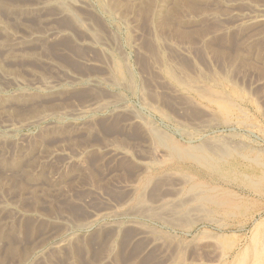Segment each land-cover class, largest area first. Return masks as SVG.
Listing matches in <instances>:
<instances>
[{
  "label": "rangeland",
  "instance_id": "obj_1",
  "mask_svg": "<svg viewBox=\"0 0 264 264\" xmlns=\"http://www.w3.org/2000/svg\"><path fill=\"white\" fill-rule=\"evenodd\" d=\"M40 1L0 0L21 40L5 49L0 29V72L20 81L0 74V264H263L264 0H81L80 26ZM150 129L179 149L229 143L228 163L244 156L229 189H258L254 214L189 199L224 182Z\"/></svg>",
  "mask_w": 264,
  "mask_h": 264
},
{
  "label": "bare ground",
  "instance_id": "obj_2",
  "mask_svg": "<svg viewBox=\"0 0 264 264\" xmlns=\"http://www.w3.org/2000/svg\"><path fill=\"white\" fill-rule=\"evenodd\" d=\"M44 2H52V3H54V4H56V6L58 7V9L60 10V12L62 13V15L64 14V15H67L68 16V18H70L71 20H73V22H74V24H76V25H79L81 22V20H80V18H79V16L77 15V13L75 12V10H76V8L77 7H82L83 5H82V3H81V0H80V2H78V1H74V0H44ZM43 1L41 2L40 1V4H42V3H44ZM116 2V1H115ZM120 2V1H119ZM7 3V2H6ZM5 3V4H6ZM33 3H35V2H33ZM111 3V2H110ZM5 4H4V6H5ZM103 4H105V2L103 3ZM7 5V4H6ZM39 5V4H38ZM43 5V4H42ZM3 6V7H4ZM12 6V5H11ZM37 6V5H36ZM103 5H101V7H102ZM31 7V6H30ZM35 7V6H34ZM38 7V6H37ZM40 7V6H39ZM55 7V6H54ZM84 7H86V6H84ZM106 7H107V5H106ZM139 7V6H138ZM141 7V6H140ZM25 8H27V7H25ZM103 8V7H102ZM9 8H7V10H8ZM11 9V8H10ZM12 9H13V7H12ZM18 9V8H17ZM24 9V8H23ZM27 9H29V7L27 8ZM141 9V8H140ZM35 10V9H34ZM34 10H32V11H34ZM39 10V9H38ZM92 10V9H91ZM108 10V9H107ZM110 10V9H109ZM26 11V10H25ZM31 11V10H30ZM20 12V11H19ZM50 13V12H49ZM56 13V12H55ZM52 15H54V14H52ZM56 15H58V14H56ZM129 15V14H128ZM99 16V15H98ZM62 17V16H61ZM63 18V17H62ZM65 18V17H64ZM17 19V18H16ZM47 19V18H46ZM40 21V20H39ZM149 21V20H148ZM153 22V21H152ZM164 22V21H163ZM59 24V23H58ZM9 25V24H8ZM49 25V24H48ZM156 25V24H155ZM44 26V25H43ZM51 26H53L52 25V23H51ZM80 26V25H79ZM6 27V25H4L3 26V24L1 25V23H0V29L1 28H4V29H6L5 28ZM54 27H56V25L55 26H53V29H54ZM51 28V27H50ZM73 28V27H72ZM52 29V28H51ZM89 29V28H88ZM57 30V29H56ZM63 30V29H62ZM61 30V31H62ZM77 30V29H76ZM85 30V29H84ZM91 30H93V29H91ZM178 30V29H177ZM6 31H7V33H8V35H9V37L11 38V42H9L8 41V43H6V44H4V45H2L5 49H12V50H19L20 49V41L21 40H19L20 39V37L18 36V35H16L15 33H13L12 31H10V30H8V29H6ZM49 31V30H48ZM83 31V30H82ZM5 32V31H4ZM32 32V31H31ZM54 31H52L51 33H53ZM87 32V31H86ZM34 33H35V31H34ZM34 33H30L31 34V36H29L28 38H32V37H35V35H37V34H34ZM40 33V32H39ZM45 33V32H44ZM56 33V32H55ZM59 33V32H58ZM58 33H56V34H58ZM5 34H6V32H5ZM29 34V33H28ZM60 34H61V32H60ZM63 34V33H62ZM117 34V33H116ZM39 35V34H38ZM46 36V35H45ZM52 36V35H51ZM42 37V36H41ZM47 37V36H46ZM87 37V36H86ZM40 39V38H39ZM50 39V38H49ZM85 39H87V38H85ZM99 39V38H98ZM32 40V39H31ZM73 40V39H72ZM97 39H96V37L95 36H93L92 34H90V40H89V42H90V44L92 43V45H95V44H93V43H96V42H98V40L96 41ZM3 42V41H2ZM39 42V41H38ZM5 43V42H4ZM82 43V42H81ZM100 43V42H99ZM98 43V44H99ZM0 44H1V42H0ZM23 44V43H22ZM75 44V43H74ZM136 44V43H135ZM86 45V44H85ZM91 45V46H92ZM46 46V45H45ZM87 46H89L88 44H87ZM146 46V45H145ZM90 47V46H89ZM95 47V46H94ZM77 48V47H76ZM23 49V48H22ZM80 49V48H79ZM81 50V49H80ZM77 51H78V48H77ZM153 51V50H152ZM5 52V51H4ZM6 53V52H5ZM9 53V52H8ZM13 55V54H12ZM107 55V54H106ZM11 56V55H10ZM12 57V56H11ZM70 57V56H69ZM13 58V57H12ZM15 58V57H14ZM113 58V57H112ZM111 58V59H112ZM110 59V60H111ZM180 59V58H179ZM85 60V59H84ZM3 61V60H2ZM45 61V60H44ZM119 61V60H118ZM140 61V60H139ZM142 61V60H141ZM86 62H88V61H86ZM85 62V63H86ZM3 63V62H2ZM89 63V62H88ZM93 63V62H92ZM117 63V62H116ZM153 63V62H152ZM45 64V63H44ZM85 65V64H84ZM155 66V65H154ZM120 67V66H119ZM115 69H116V67H115ZM122 69V68H121ZM128 69V68H127ZM143 69V68H142ZM170 69V68H169ZM182 70V69H181ZM2 71V70H1ZM7 71V70H6ZM165 71V70H164ZM109 72V71H108ZM117 72V71H116ZM120 72V71H119ZM174 72V71H173ZM63 73V72H62ZM67 73V72H66ZM0 74L2 75V77H3V79H5L6 81H9V80H11L12 82H18L19 84H20V81L17 79V78H15V77H13L12 75H8V74H3V73H1L0 72ZM13 74V73H12ZM52 74V73H51ZM148 74V73H147ZM167 74H168V72H167ZM173 74V73H172ZM172 74H169V75H172ZM177 74V73H176ZM39 75V74H38ZM104 75V74H103ZM190 75V74H189ZM18 76V75H17ZM183 76H185V75H183ZM182 76V77H183ZM172 77H174V76H172ZM182 77H180V78H182ZM66 78H69V79H73V81H74V78L72 77V76H70V75H68V76H66ZM118 78V77H117ZM130 78V77H129ZM188 78V75H187V77H185L184 79H187ZM22 79V78H21ZM172 79V78H171ZM188 79H190V78H188ZM62 79H60V80H54V81H52V80H45V79H41V81H36L37 82V88L39 89V90H41V91H52V90H54V89H56L58 86L57 85H59V84H57L59 81H61ZM172 80H174V79H172ZM26 81V80H25ZM177 81V80H176ZM189 81V80H188ZM188 81L187 82H185V84L183 85V88L184 87H188V86H190V84L188 83ZM2 82V81H1ZM178 82V81H177ZM115 83V82H114ZM27 84V83H26ZM63 84V83H62ZM61 84V85H62ZM36 86V85H35ZM57 86V87H56ZM113 86V85H112ZM175 87V86H174ZM204 87V86H203ZM90 88V87H89ZM171 88V87H170ZM177 88V87H176ZM104 89V88H103ZM189 89V88H188ZM187 89V90H188ZM202 89V88H201ZM201 89H198V90H200V91H202ZM28 90V89H27ZM178 90H180V89H178ZM195 90V89H194ZM193 90V91H194ZM34 91V90H33ZM40 91V92H41ZM181 91V90H180ZM196 91V90H195ZM200 91H198V92H200ZM54 92V91H53ZM21 94H20V96H18V97H26L27 96V94H24L23 95V93L22 92H20ZM44 93V92H43ZM173 93H175V92H173ZM176 93H177V91H176ZM179 93V92H178ZM204 93H206V92H204ZM41 94V93H40ZM45 94V93H44ZM158 94V93H157ZM207 94V93H206ZM190 95V94H189ZM204 95V94H203ZM202 95V96H203ZM188 96V95H187ZM205 96V95H204ZM224 96V95H223ZM91 97V96H90ZM155 97V96H154ZM209 98V97H208ZM230 98V97H229ZM228 98V99H229ZM211 99V98H210ZM212 99H214V98H212ZM220 99H221V97H220ZM231 99V98H230ZM229 99V100H230ZM224 100V99H223ZM100 101V100H99ZM148 101V100H147ZM225 101H226V99H225ZM92 102V101H91ZM214 102V101H213ZM219 102V101H218ZM126 103V102H125ZM227 103H228V101H227ZM227 103H225V104H227ZM229 103H231V102H229ZM229 103H228V105H229ZM232 103H234L233 101H232ZM22 104V103H21ZM93 104H94V102H93ZM109 104V103H108ZM103 105V104H102ZM178 105V104H177ZM237 105V104H236ZM87 106V105H86ZM96 106H97V104H96ZM206 106V105H205ZM92 107H93V105H92ZM102 107V106H101ZM211 107V106H210ZM218 107L220 108V111H222L223 113H225L226 112V110H227V108H226V106L224 105V103H218ZM30 108V107H29ZM208 108V107H207ZM215 108V107H214ZM218 108V109H219ZM34 109V108H33ZM45 109V108H44ZM44 109H41L40 108V110H44ZM209 109V108H208ZM36 110V109H35ZM34 110V111H35ZM85 110H86V107H82V108H79V109H75L73 112H74V114H76V115H82L83 113H85ZM91 110V109H90ZM94 110V109H93ZM155 110V109H154ZM46 111H48V110H46L45 109V113H46ZM88 111V110H87ZM96 111V110H95ZM206 111V110H205ZM209 111V110H208ZM215 111V110H214ZM239 111V110H238ZM30 112V111H29ZM37 111H35L34 113H36ZM43 112V111H42ZM50 112V111H49ZM207 112V111H206ZM210 112H211V110H210ZM213 112V111H212ZM240 112V111H239ZM238 112V113H239ZM16 113V112H15ZM40 113V112H39ZM44 113V112H43ZM216 113V112H215ZM222 113V114H223ZM204 114V113H203ZM206 114V113H205ZM214 114V113H213ZM243 114V113H242ZM40 115H42V114H40ZM69 115V114H68ZM1 116V115H0ZM28 117H29V115H27ZM35 116H37V115H35ZM45 116V115H44ZM49 116V115H48ZM208 116V115H207ZM213 116V115H212ZM215 116H216V114H215ZM236 116V115H235ZM239 116V115H238ZM244 116H246L245 115V113H244ZM66 117V116H65ZM147 117V116H146ZM192 117H194V116H192ZM44 117H43V115L42 116H37L36 118L34 117L33 119H31V120H29V121H39V120H41V119H43ZM169 118V117H168ZM227 118V117H226ZM230 118V117H229ZM243 118V117H242ZM247 118V117H246ZM245 118V119H246ZM48 119V118H47ZM208 119H209V117H208ZM213 119V118H212ZM215 119H217V118H215ZM219 119H221L220 117H219ZM234 119V118H233ZM241 119V118H240ZM244 119V118H243ZM242 119V120H243ZM21 120V119H20ZM223 120V122H225L224 121V118L223 119H221V121ZM226 120V119H225ZM234 120H236V119H234ZM256 120V119H255ZM23 121V120H22ZM211 121V120H210ZM231 121V120H230ZM244 121V120H243ZM42 122V121H41ZM205 122V121H204ZM228 122H229V120H228ZM233 122V121H232ZM245 122V121H244ZM7 123V122H6ZM39 123V122H38ZM72 123V122H71ZM203 123V122H202ZM237 123V122H236ZM251 123H253V122H251ZM8 124V123H7ZM10 124V123H9ZM29 124V123H28ZM59 124V123H58ZM214 124V123H213ZM250 124V123H249ZM12 125V124H11ZM200 125V124H199ZM205 125V124H204ZM206 125H208V124H206ZM40 126V125H39ZM78 126V125H77ZM75 127V126H74ZM204 128V127H203ZM255 131V130H254ZM260 132V131H259ZM147 133V132H146ZM150 133H151V139L153 140V142L154 143H157V144H159L160 146H164L169 152H168V154H169V156H177V158H186V160H191L195 165H197L199 168H202V170H204V172L206 173V174H208V175H210L211 177H212V179H216V180H221L222 182H224V183H222L221 185H219V186H206L205 185V183H200V184H193V185H191V187H190V189H193V190H195V191H197L198 193H199V195L196 193V195H194V193L192 194V193H190V194H192V196L189 198V199H194V200H197L198 202H200V203H202V204H204V202L205 203H207V204H211V205H214V206H218L219 208H222V210L224 211V213L225 214H228V215H234V216H239V217H243V218H245V217H247V216H251V215H253L254 213H253V211H255V206H253V204H254V202H253V199L250 197V195H253V193L254 194H259L257 191H258V189H257V191H255V190H253V191H250L249 189H244L243 187H241V188H239V190L236 192V191H233V190H230L229 188H230V182L228 181V176H230L231 174H234L235 173V167L233 166V165H235V164H233V162H236L235 160H237L236 158L238 157V158H244V156H232L233 157V159H232V161L233 162H227L228 160H227V158H230L231 157V153L232 152H235L236 150H234L233 148H231L228 144H226V142H222V143H219V141L218 142H214V143H203V144H199L198 146H195V144H194V146H190V147H185L184 149H179V147H177L176 145H175V143L169 138V137H167L165 134H163L162 132H160V131H158V130H153V129H150ZM191 133V132H190ZM41 137V136H40ZM224 138V137H223ZM20 141V140H19ZM140 141V140H139ZM221 141V140H220ZM229 141V140H228ZM152 142V141H151ZM14 143V142H13ZM24 143V142H23ZM198 144V143H197ZM248 144V143H247ZM179 145V144H178ZM183 145V144H182ZM40 146V145H39ZM44 146V145H43ZM241 147V146H240ZM236 148H237V146H236ZM241 149V148H240ZM63 150H65V149H63ZM55 151V150H54ZM57 152H59V151H57ZM167 152V151H166ZM238 152V151H237ZM244 152V151H243ZM51 153V152H50ZM239 153H241V152H239ZM245 153V152H244ZM251 153V152H250ZM39 154V153H38ZM37 154V155H38ZM57 155H59L58 153H56ZM249 154V153H248ZM35 155V154H34ZM51 155V154H50ZM61 155V154H60ZM233 155V154H232ZM254 155H256V154H254ZM49 156V155H48ZM48 156H47V158H48ZM168 156V157H169ZM250 156V155H249ZM258 156V155H257ZM261 156V155H260ZM259 156V157H260ZM46 156H42V157H39L38 159H40V158H45ZM261 157H263V156H261ZM260 157V158H261ZM146 158V157H145ZM174 158V157H173ZM37 159V160H38ZM53 159H54V157H53ZM31 160V159H30ZM181 160V159H180ZM259 160H261V159H259ZM67 161V160H66ZM251 161V160H250ZM256 161V160H255ZM39 162V161H38ZM150 162V161H149ZM261 162V161H260ZM35 163H36V161H35ZM42 163H43V161H42ZM44 163H46V162H44ZM72 163V162H71ZM239 164V163H238ZM260 164V163H259ZM261 165V164H260ZM39 166V165H38ZM71 166V165H70ZM247 167V166H246ZM263 167V166H262ZM35 168H37V167H35ZM29 170V169H28ZM201 170V171H202ZM236 170H238V169H236ZM31 171V170H30ZM252 171V170H251ZM237 172V171H236ZM264 172V171H263ZM262 172V173H263ZM261 173V172H260ZM261 173V174H262ZM4 174V173H3ZM12 174V173H11ZM255 174V173H254ZM264 174V173H263ZM243 175V174H242ZM249 175V174H248ZM233 176V175H232ZM235 176V175H234ZM239 176V175H238ZM245 177V176H244ZM254 177V176H253ZM188 178V177H187ZM249 178H250V176H249ZM252 178V177H251ZM2 179V178H1ZM168 179V178H167ZM184 179H186L185 177L183 178V182H184ZM234 179H235V177H234ZM239 179V178H238ZM3 180V179H2ZM187 180V179H186ZM209 180H211V179H209ZM232 180V179H231ZM247 180V179H246ZM18 181V180H17ZM188 181V180H187ZM212 181V180H211ZM210 181V182H211ZM214 181V180H213ZM241 181V180H240ZM175 182H177V181H175ZM182 182V183H183ZM250 182V181H249ZM190 183V182H189ZM198 183H199V181H198ZM236 183V182H235ZM253 183H255L254 181H253ZM208 184V183H207ZM218 184V183H217ZM258 184H260V183H257V185ZM211 185V184H210ZM214 185V184H213ZM243 185V184H242ZM163 186V185H162ZM180 186H181V184H180ZM244 186V185H243ZM247 187V186H246ZM252 187V186H251ZM259 187H261V186H259ZM181 188V187H180ZM181 189H183V187L181 188ZM251 189V188H250ZM253 189H255L254 187H253ZM171 190V189H170ZM193 190L191 191V192H193ZM260 190V189H259ZM181 191V190H180ZM177 192V191H176ZM253 192V193H252ZM177 193H180V192H177ZM186 193V192H185ZM261 193L263 194V192L261 191ZM189 195V194H188ZM194 195V196H193ZM82 196V195H81ZM184 196H185V194H184ZM178 197V196H177ZM187 197V196H186ZM183 199H185V197L184 198H182V200ZM189 199H188V201H189ZM179 200V199H178ZM259 200V199H258ZM180 201H181V199H180ZM191 201V200H190ZM50 202V201H49ZM46 203V202H45ZM196 204V203H195ZM158 205V204H157ZM186 205V204H185ZM255 205V204H254ZM172 206V205H171ZM181 206H182V204H181ZM178 207H179V205H178ZM170 211H172V207L170 208H168ZM176 210V209H175ZM174 212V211H173ZM219 212H220V210H219ZM175 213V212H174ZM109 214V213H108ZM102 215V214H101ZM107 215V214H106ZM157 215V214H156ZM19 216V215H18ZM98 218V217H97ZM222 221V220H221ZM132 223V222H131ZM134 223V222H133ZM82 226V225H81ZM68 228V227H67ZM255 232V231H254ZM99 234V233H98ZM86 238V237H85ZM157 240V239H156ZM247 243V242H246ZM112 244V243H111ZM240 246V245H239ZM261 247V246H260ZM229 249V248H228ZM22 252V251H21ZM20 254V253H19ZM154 254V253H153ZM258 261V260H257ZM253 264H260L259 262H254ZM264 264V263H263Z\"/></svg>",
  "mask_w": 264,
  "mask_h": 264
}]
</instances>
